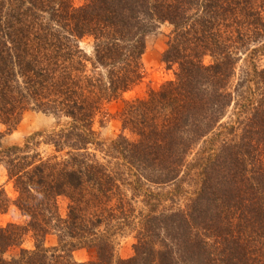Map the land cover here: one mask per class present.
<instances>
[{
	"label": "trees",
	"instance_id": "16d2710c",
	"mask_svg": "<svg viewBox=\"0 0 264 264\" xmlns=\"http://www.w3.org/2000/svg\"><path fill=\"white\" fill-rule=\"evenodd\" d=\"M165 23L161 61L175 80L126 102L122 129L136 140L119 135L99 158L94 121L143 79L146 37ZM258 44L264 0H0V125L31 110L65 121L44 141L52 155L37 150L41 133L0 149L27 219L0 226V264H76L77 249L95 254L90 264H264V67L230 89L233 56H264ZM233 108L237 120L221 125ZM27 234L33 249L5 259ZM129 234L133 255L117 258Z\"/></svg>",
	"mask_w": 264,
	"mask_h": 264
},
{
	"label": "rangeland",
	"instance_id": "374dc122",
	"mask_svg": "<svg viewBox=\"0 0 264 264\" xmlns=\"http://www.w3.org/2000/svg\"><path fill=\"white\" fill-rule=\"evenodd\" d=\"M75 7L82 5L83 0H71ZM172 26L169 24H161L159 28L146 37V49L142 56V67L144 77L143 79L132 88L130 91L125 93L121 99L107 103L103 108V114L96 117L94 121V129L98 133V140L100 143V148L104 149L103 152H96L99 158L104 157V151L112 145L113 141L119 136L124 135L130 141L136 140L135 135H133L129 130L122 129V123L120 120L121 112L125 107L126 102L134 101L136 99H147L151 91H158L162 85L169 81H174L178 68L176 65H166L161 61L162 54L167 49L168 40L171 37ZM263 44V43H262ZM258 44L262 50L264 49ZM80 47L85 51L86 54L90 55L92 53V40L90 38H85L81 40ZM251 49V48H250ZM261 52V51H260ZM257 57V59H254ZM204 65H210L213 63L211 56H205L202 59ZM235 61L234 65V75L231 82V90L233 91L238 82L241 79H245L246 73L251 71V64H258L260 67H264V56H252L250 55V50H241L236 52L233 56ZM240 88H238V91ZM236 102V101H234ZM237 120L236 109H230L227 116L221 120V125L231 124L233 121ZM65 125L64 119L57 121L50 115H45L38 111H28L26 112L18 125H16L12 130L7 131V127L0 125V149L12 145H23L24 141L33 136L34 134L41 133L38 136L39 145L37 150L43 155H52L54 150L51 146L46 144L44 141L46 137L50 135L51 132L58 131ZM218 127V126H217ZM217 132L215 130L212 135ZM211 136H208L204 143H199L198 146L193 150L191 156L195 152L206 147L205 143L209 140ZM217 138V137H216ZM215 138V140H216ZM213 141V138H212ZM195 156V155H194ZM0 188L4 190L5 195L9 199L8 209L0 213V226L6 227L9 224H16L18 226H23L26 224L27 219L21 215L15 206V200L17 198V193L13 188V184L8 180L5 167L0 163ZM189 198L188 195L183 194L178 204L184 206L186 204V199ZM59 212L62 216L65 215L67 199L60 197L58 199ZM134 239L131 234L128 236L121 237L118 240V245L116 247V256L120 259H128L133 255L132 244ZM56 245V237L54 235H49L46 238L45 246L52 247ZM34 246L33 238L31 234H27L23 237L22 242L18 247L10 248L4 255L5 259L17 256L20 249L32 250ZM72 258L76 264H90L94 260L95 254L91 250L87 249H77L72 252Z\"/></svg>",
	"mask_w": 264,
	"mask_h": 264
}]
</instances>
